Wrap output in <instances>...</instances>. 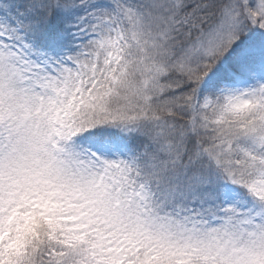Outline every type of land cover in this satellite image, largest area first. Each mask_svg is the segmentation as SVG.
Masks as SVG:
<instances>
[{
	"label": "snow or ice",
	"instance_id": "obj_1",
	"mask_svg": "<svg viewBox=\"0 0 264 264\" xmlns=\"http://www.w3.org/2000/svg\"><path fill=\"white\" fill-rule=\"evenodd\" d=\"M0 264H264V0H0Z\"/></svg>",
	"mask_w": 264,
	"mask_h": 264
}]
</instances>
